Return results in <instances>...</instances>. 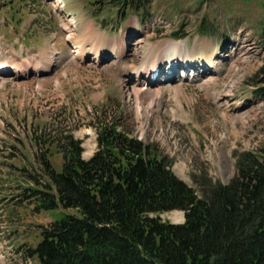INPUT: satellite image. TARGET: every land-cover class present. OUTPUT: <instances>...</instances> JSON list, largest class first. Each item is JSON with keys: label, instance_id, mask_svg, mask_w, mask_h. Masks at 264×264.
<instances>
[{"label": "rangeland", "instance_id": "374dc122", "mask_svg": "<svg viewBox=\"0 0 264 264\" xmlns=\"http://www.w3.org/2000/svg\"><path fill=\"white\" fill-rule=\"evenodd\" d=\"M94 1L0 0V62L28 66L22 77L0 76V264H38L25 249L52 221L20 199L11 178L30 169L33 125L70 129L88 159L97 147L90 117L123 112L128 131L157 143L199 195L198 181L227 183L236 153L264 147V0H141L138 11L118 13L108 0ZM42 54L51 67L37 75ZM178 57L214 67L185 79L175 73L146 93L126 77ZM177 212L161 218L182 223Z\"/></svg>", "mask_w": 264, "mask_h": 264}, {"label": "trees", "instance_id": "16d2710c", "mask_svg": "<svg viewBox=\"0 0 264 264\" xmlns=\"http://www.w3.org/2000/svg\"><path fill=\"white\" fill-rule=\"evenodd\" d=\"M109 2L138 11L141 0ZM117 113L90 117L97 147L88 159L70 129L32 126L30 169L12 178L20 199L52 221L39 226L28 257L38 264H264V147L236 153L227 183L198 181L199 195L158 144L134 136ZM171 211H181L183 222L161 218Z\"/></svg>", "mask_w": 264, "mask_h": 264}, {"label": "bare ground", "instance_id": "6f19581e", "mask_svg": "<svg viewBox=\"0 0 264 264\" xmlns=\"http://www.w3.org/2000/svg\"><path fill=\"white\" fill-rule=\"evenodd\" d=\"M123 47V46H122ZM170 45H168L166 47V49L163 51V55L166 53V55L169 54L170 50H172V47L169 48ZM251 49V48H250ZM250 49H249V52H250ZM74 54H79L80 53V48H76L74 51H73ZM116 55H119V54H116ZM98 56H100V54H98ZM118 59H119V56H117ZM84 57H82L81 59H83ZM179 58H182L181 60L183 61V63L186 62V58H183V57H179ZM178 58V59H179ZM180 60V59H179ZM26 62V61H25ZM174 61L172 60H169V63H167V65L173 63ZM214 61L213 60H207V62L205 63L207 66L205 67V69H211L214 67ZM25 64V63H24ZM16 64H12V62L10 61H7V62H4V63H0V70L3 71V73H6V74H9L11 75V77H18L19 74H16L17 72H19L21 69H22V66L20 65H17V66H14ZM35 65V64H34ZM13 67V72H11V74L9 73L10 72V67ZM50 67H51V63L49 62V59L44 55H40L39 56V62L37 63L36 67H35V72L36 70H43V71H48L50 70ZM149 68V70H147ZM145 70H147L146 74H149L150 76H152V73L156 70L155 67H139V68H135L133 69V71H131V76L132 78H145V76H147L145 74ZM9 71V72H8ZM18 75V76H17ZM143 76V77H142ZM22 77V75L20 76ZM147 91H145L144 93H146ZM151 92V91H150ZM153 93V92H152ZM178 215H180L181 217H183L182 213L181 212H177ZM183 219V218H182Z\"/></svg>", "mask_w": 264, "mask_h": 264}]
</instances>
